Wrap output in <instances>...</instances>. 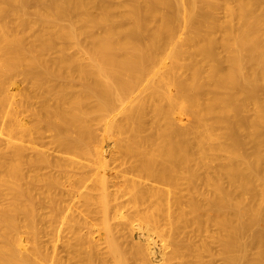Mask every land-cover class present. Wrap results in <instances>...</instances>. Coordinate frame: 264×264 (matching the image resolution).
Listing matches in <instances>:
<instances>
[{"label":"bare ground","instance_id":"obj_1","mask_svg":"<svg viewBox=\"0 0 264 264\" xmlns=\"http://www.w3.org/2000/svg\"><path fill=\"white\" fill-rule=\"evenodd\" d=\"M263 217L264 0H0V264H264Z\"/></svg>","mask_w":264,"mask_h":264},{"label":"rangeland","instance_id":"obj_2","mask_svg":"<svg viewBox=\"0 0 264 264\" xmlns=\"http://www.w3.org/2000/svg\"><path fill=\"white\" fill-rule=\"evenodd\" d=\"M119 1V2H118ZM127 2V0H115V2L116 3H125V2ZM218 15L221 17V18H223L224 17V10H223V8H220L219 10H218ZM69 51V53H75L76 52V50L75 49H72V48H70V50H68ZM52 53V52H51ZM51 53H50V55H51ZM55 54L56 53H54V51H53V53H52V56H55ZM18 82H19V84L20 85H24L25 83L21 80V78H18ZM173 89V88H172ZM29 91H30V93H29V96H30V100H31V102L33 103V104H35V105H38L39 104V102H40V100H41V97H40V95H38V94H36L34 91H33V89L31 88V87H29ZM50 134H49V132H45V134L44 135H42V137H40V135L39 134H37V133H32V134H30L29 136H27V137H25V144L26 145H28L29 147L30 146H32V145H34L37 149H40V150H46L47 148H49V147H51V146H53V144H51L50 143V136H49ZM32 144V145H31ZM248 147H249V145H247ZM31 151H33L31 148L30 149H28V152H31ZM219 154L220 155H222L223 156V153L222 152H219ZM264 218V217H263ZM261 219V220H260ZM258 221H257V224H263V226H264V221H262V218H260ZM24 219H23V217H21L20 218V224L21 225H24ZM257 224H255L256 226H257ZM261 226V225H260ZM254 229H255V226L253 227ZM261 229V228H263V227H257V229ZM264 229V228H263ZM46 230H49V228H47ZM250 235V234H249ZM249 235H248V237H249ZM48 239H49V236H44L43 237V240L45 241V243H47L48 242ZM31 242H32V240H30ZM248 242H250V241H248ZM250 246V245H249ZM250 248H248V250H249ZM253 249H254V247H253ZM251 250V252L253 251H255V250H252V249H250ZM250 252V251H249ZM251 255V254H250ZM249 257V256H248ZM249 264V263H248Z\"/></svg>","mask_w":264,"mask_h":264}]
</instances>
